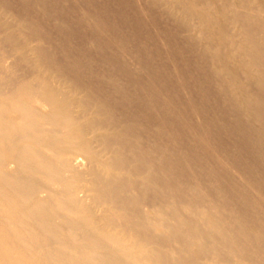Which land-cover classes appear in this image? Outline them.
Returning a JSON list of instances; mask_svg holds the SVG:
<instances>
[{"label": "bare ground", "instance_id": "6f19581e", "mask_svg": "<svg viewBox=\"0 0 264 264\" xmlns=\"http://www.w3.org/2000/svg\"><path fill=\"white\" fill-rule=\"evenodd\" d=\"M0 264H264V0H0Z\"/></svg>", "mask_w": 264, "mask_h": 264}]
</instances>
